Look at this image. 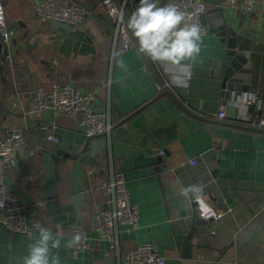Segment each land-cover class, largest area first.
Instances as JSON below:
<instances>
[{
	"label": "crops",
	"instance_id": "0c3cea01",
	"mask_svg": "<svg viewBox=\"0 0 264 264\" xmlns=\"http://www.w3.org/2000/svg\"><path fill=\"white\" fill-rule=\"evenodd\" d=\"M0 1L7 25L14 32L11 61L6 51L0 55L5 56L0 64V136L22 129L27 145L35 146L43 143L47 134H57V129L84 135L78 121L66 116L50 111L24 116L29 95L58 81L96 92V108L111 109L114 128L110 137L86 138L82 144L74 140V148L67 151L69 157L59 166L58 189L72 193L76 178L86 194L87 206L81 215L82 227L91 240L90 250L74 257L69 246L71 230L51 223L44 204L41 218L61 239L55 254L60 264L114 263L113 257H105L107 241L91 226L94 215L105 207L99 182L112 167L123 174L130 200L139 212L135 228L121 227L126 246L152 243L166 264H264V131L236 127L238 124L227 117L217 120L218 113L228 109L223 104L217 68L225 55L226 41L215 32L212 21L202 22L206 32L201 53L188 75L182 66H165L140 54L130 30L133 49L114 55V23L103 0H75L92 11L75 27L42 22L37 15L42 0ZM241 1L205 0L206 15L223 7L228 25L237 33L238 49L249 55L252 84L258 86L256 94L233 96L229 106L238 108L237 117L264 116V0H256L257 6L248 13L239 11ZM169 2L159 0V6ZM132 4L127 17L136 8L133 0ZM147 62L190 112L165 94L164 88L158 90L160 84ZM248 99H257L261 108L254 107L253 112L245 109ZM95 141L99 144L93 156ZM56 148L45 147L27 163L28 171L42 174L44 155ZM160 151L166 158L153 172L138 163L140 157ZM192 159L197 161L195 166L189 163ZM7 181L21 202L25 194L36 193L33 177L23 175L18 166L9 171ZM192 185L202 187V196L221 218H199L193 195L185 194ZM0 230L6 228L0 225ZM7 234L17 247L7 250L9 244L0 237L10 254L7 264H22L34 234ZM184 238L191 244L190 256L184 249Z\"/></svg>",
	"mask_w": 264,
	"mask_h": 264
},
{
	"label": "built area",
	"instance_id": "2783aa9c",
	"mask_svg": "<svg viewBox=\"0 0 264 264\" xmlns=\"http://www.w3.org/2000/svg\"><path fill=\"white\" fill-rule=\"evenodd\" d=\"M170 2L184 11L190 22L199 23L203 32H206V28L202 24V17L208 12L205 0H170ZM102 5L114 23L112 31L114 55L130 51L133 49L134 43L125 17L127 8L133 6L132 0H103ZM256 6V0H242L238 3V9L242 13L251 12ZM91 14L92 11L89 8L75 0H42L37 6V15L42 22L60 23L72 27L83 24ZM0 36L2 51H6L7 58L11 61L14 32L7 25L1 1ZM162 89L163 87L160 85L158 90L161 92ZM97 98L96 92L83 91L70 82L58 81L48 89L40 86L29 95L24 116L30 118L50 111L55 116H66L78 121L87 139L109 138L114 128L111 109L106 107L103 110H98L96 108ZM243 106L245 109L250 106H254L256 110L261 108L257 99H248ZM226 117V110H222L218 113L217 120L224 121ZM235 123L264 131V116L257 113L254 116L241 115L237 117ZM60 141L59 135L50 133L45 136L43 143L29 146L22 129H14L5 136H0V202L3 204L0 207V225L11 233L32 236L37 224L45 228L47 226L41 218L44 209L42 202H38L32 209V219L27 218L20 197L8 184L9 171L17 167L19 160L28 163L45 147L58 145ZM159 154L164 155V151H160ZM189 163L195 166L197 161L192 159ZM98 189L104 194L105 207L94 215L91 226L108 243L105 257H113V264H166L165 257L160 254L154 244L147 242L126 246L122 242L121 227L133 229L139 219L138 209L130 200L123 174L112 167L109 175L99 182ZM192 203L199 218L204 221H216L222 216L202 195L199 200L194 198ZM77 232L81 233L84 239L80 245L70 246L74 257H78L91 248V240L85 228L72 226V237Z\"/></svg>",
	"mask_w": 264,
	"mask_h": 264
},
{
	"label": "water",
	"instance_id": "95a60500",
	"mask_svg": "<svg viewBox=\"0 0 264 264\" xmlns=\"http://www.w3.org/2000/svg\"><path fill=\"white\" fill-rule=\"evenodd\" d=\"M225 2V0H223ZM134 5L137 7L139 0H133ZM127 16L125 17L127 23ZM212 21L215 32L226 41V52L224 57L218 61L217 68L219 69V78L222 81L223 92V104L228 106L227 119L237 120V107L229 106L230 99L239 98L242 94H256L258 86L252 84L253 71L251 69V62H249L248 53L243 50H239V42L237 39V33L228 25L227 19L224 16L223 7L211 15L203 16L202 22ZM1 40V36H0ZM2 53V45L0 43V55ZM148 63L151 73L157 79L160 85L164 88L165 94L169 95L181 108L190 112L179 97L168 87L165 82L156 74L152 66ZM249 110L254 111V106H250ZM239 127V125H234ZM242 127V126H240ZM57 134L61 137L60 143L55 150L49 149L43 157L42 167L43 173L36 174L28 171L27 163L23 160H19L17 166L20 168L23 175L31 176L34 179L35 189L34 194H25L22 199V204L25 208V214L29 220L32 219V209L38 202H42L46 207V215L49 217L51 223L60 225L64 231L71 230L74 224L82 226L81 212L86 209V194L80 189V184L76 178H73V190L72 193H66L59 190L58 183H61V176L59 172V166L61 162L67 159L68 150L74 148L73 141L77 140V144H82V141L86 140L85 135L76 133L74 131H68L64 129H57ZM98 142L92 143V155H96V149ZM166 153L160 155L159 152L155 156L148 158L140 157L138 163L150 167V171L153 172V167L157 164L164 163ZM76 172L72 173L75 177ZM9 230H0V237L4 239L9 245L7 250H11L16 245L8 237ZM133 236V234H130ZM184 249L188 252L187 256H190L191 244L187 238H184ZM57 249H53L55 255ZM10 254L6 252L5 244L0 240V264L4 262L8 263Z\"/></svg>",
	"mask_w": 264,
	"mask_h": 264
},
{
	"label": "clouds",
	"instance_id": "9594fccd",
	"mask_svg": "<svg viewBox=\"0 0 264 264\" xmlns=\"http://www.w3.org/2000/svg\"><path fill=\"white\" fill-rule=\"evenodd\" d=\"M127 28L135 38L140 54L165 66H182L191 75V68L201 53L204 32L199 23L190 22L187 14L174 3L159 6V0H139L127 18ZM202 192L199 185L185 189V194L191 193L197 200ZM83 239V235L77 232L69 246H78ZM59 248L61 239L50 229L37 224L33 243L29 245L22 264H60L58 255L53 254V249Z\"/></svg>",
	"mask_w": 264,
	"mask_h": 264
},
{
	"label": "trees",
	"instance_id": "16d2710c",
	"mask_svg": "<svg viewBox=\"0 0 264 264\" xmlns=\"http://www.w3.org/2000/svg\"><path fill=\"white\" fill-rule=\"evenodd\" d=\"M128 9V8H127ZM126 14H127V10H126ZM3 57H5V56H2V57H0V64H2L3 63ZM34 169V168H33ZM37 172V171H36Z\"/></svg>",
	"mask_w": 264,
	"mask_h": 264
}]
</instances>
